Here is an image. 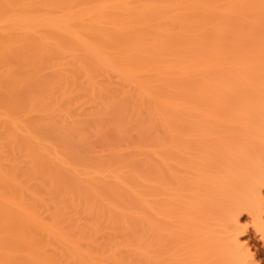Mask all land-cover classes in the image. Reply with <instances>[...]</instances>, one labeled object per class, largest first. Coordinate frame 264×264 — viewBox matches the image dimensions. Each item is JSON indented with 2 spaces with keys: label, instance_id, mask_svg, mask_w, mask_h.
Segmentation results:
<instances>
[{
  "label": "bare ground",
  "instance_id": "bare-ground-1",
  "mask_svg": "<svg viewBox=\"0 0 264 264\" xmlns=\"http://www.w3.org/2000/svg\"><path fill=\"white\" fill-rule=\"evenodd\" d=\"M195 2L0 0V244L23 256L1 264H36L33 257L40 264H205L216 249L221 264L253 263L249 245L233 231L243 206L257 212L261 186L248 184L252 190L233 195L236 183H217L226 168L221 176L205 175L208 185L185 182L193 170L202 177L205 166L191 165L181 135L164 125L143 92L124 79L113 81L100 58L135 45L157 48L173 33L187 35L191 24L201 31L202 12L175 21L163 11ZM132 22L140 29L130 34ZM256 102L252 107L262 116L252 109L248 128L252 144L262 142L251 146L258 159L250 172L258 177L264 176V104ZM111 129L134 131L135 149L105 156L72 148L88 131ZM199 190L212 191L223 210L204 225L195 204L204 194Z\"/></svg>",
  "mask_w": 264,
  "mask_h": 264
},
{
  "label": "rangeland",
  "instance_id": "rangeland-1",
  "mask_svg": "<svg viewBox=\"0 0 264 264\" xmlns=\"http://www.w3.org/2000/svg\"><path fill=\"white\" fill-rule=\"evenodd\" d=\"M195 1V3H189L190 5L183 4L170 7V9L167 7L163 8L164 10L161 9L164 14L167 12L171 15L175 21L182 16L188 18L197 13L200 15L202 12L199 17L204 18L206 24L204 25L202 19L201 26H199L201 31H198L197 26L194 27L198 30L191 28L193 24H189L190 28L186 30L185 26L187 27L188 23H184L185 26L184 24L182 26L185 29L182 28V30L189 33L186 35L183 32L184 36L177 35V37H173L175 35L173 33L174 35L167 37L168 39L173 37L171 42L169 43V40L165 38L167 40L164 43L168 41V44L162 43L163 47L161 44L157 48L150 47L149 49L147 46L135 45L132 49L119 48L113 53L103 51L104 54L100 55V58L105 59V64L112 72L113 81L118 82L124 79L126 85L128 83L127 87L130 85L129 88L132 87L133 91L143 92L164 125L176 135H181L180 147L183 155L191 160V165L195 169L196 166L207 168L202 169L203 173L205 170L203 178L199 173L200 170L197 169L193 170L192 175L190 174L192 178L187 176L185 182L198 184V187L201 183L208 185L207 179L206 181L203 179L215 178L221 174V169L226 168L229 171L221 170L224 178L218 179L220 181L217 182L218 186L221 185L223 188L222 185H230L229 182L236 183L233 185L234 190L233 188H231L232 191L229 190L234 195L245 192L249 187L248 184L254 186L258 183L261 186V188L258 186L261 189L260 194H262L259 196L262 197L264 196V176L259 173H257L258 177L254 176L255 170L251 165L256 164L255 160L258 159H255L257 154L253 150L262 142L252 144L249 139L251 130L248 127L251 124L249 117L257 109L256 100H259L258 104L260 103L261 106L264 104L260 99L264 97V32H262L264 29V0H254L255 3L253 0H220V3L219 0L216 2L215 0ZM211 14L214 15L213 19H211L212 16L210 17ZM204 15L205 17L209 15V18H206L210 21L205 20ZM186 17L182 18L187 19ZM194 18H192L193 21L196 19ZM132 24L127 29L130 34L140 29L137 26L138 23L132 22ZM252 26L255 30L258 28L254 35L250 32ZM175 32L179 35L181 33L180 31L177 33L176 29ZM247 100L253 101L256 107L253 108L252 103L251 108ZM259 115L262 116V114ZM104 132L88 131L72 145V148L84 155L105 156L115 152L126 154L135 149L137 137L134 131L133 133L125 131L115 133L111 129ZM183 137L187 139L183 140ZM250 166L253 167L252 173ZM224 172L232 174L226 175ZM210 183L212 184V181ZM214 189L217 191L216 188ZM199 191L197 194L204 193L203 190ZM246 192L248 193V190ZM206 194H201V201L197 199L198 202H195L201 207V225L209 220L212 221L209 215L214 213L222 215L223 211L220 210L218 202H213L214 194L212 193V196ZM246 196L249 197V195ZM225 199L228 200L229 197L225 196ZM263 199L264 197L261 200ZM259 203L256 204L260 206L257 212L254 206L249 207V210L243 206L238 214L239 222L236 223L237 226L235 225L237 228L232 230L239 238V242L249 245L248 247L252 250L253 255L249 259H252V264H264V235L261 236L264 232L260 233L257 229L259 227L256 221L257 217L262 216L264 223V200ZM192 213L196 217L200 214L197 211ZM45 214L41 216L44 217ZM225 218L227 219L228 216ZM44 221H46V216ZM216 251L218 255L213 256L205 264L222 263L220 259L223 258L219 255L220 251L217 249ZM10 255L19 260L23 258L21 253H11L8 247L0 244V260L7 259ZM32 260L40 264L35 257Z\"/></svg>",
  "mask_w": 264,
  "mask_h": 264
}]
</instances>
